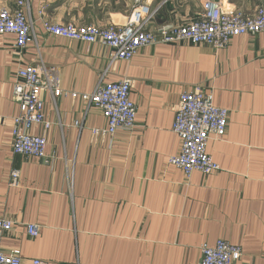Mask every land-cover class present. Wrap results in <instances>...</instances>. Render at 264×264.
Listing matches in <instances>:
<instances>
[{
	"label": "crops",
	"instance_id": "1",
	"mask_svg": "<svg viewBox=\"0 0 264 264\" xmlns=\"http://www.w3.org/2000/svg\"><path fill=\"white\" fill-rule=\"evenodd\" d=\"M16 1L0 0V8ZM146 1V28L154 30L196 19L205 0ZM212 1L248 15L264 6V0ZM132 5L28 0L35 42L15 51L14 36L0 35V218L13 222L1 250H19L22 264H197L201 245L226 240L241 247L234 264H264V33L232 37L225 48L156 44L109 64L106 46L43 29L45 20L121 26ZM39 60L59 68L68 92L90 93L99 83L129 78L134 128L94 137L91 129L107 127L98 108L69 95L58 97L55 108L44 93L53 125L33 132L46 137L49 162L13 153L16 71ZM195 86L212 92L228 122L225 135L206 146L220 169L186 177L168 159L181 145L172 131L178 95ZM11 171L18 172L17 186L10 184ZM26 224L38 226L37 237L27 235Z\"/></svg>",
	"mask_w": 264,
	"mask_h": 264
},
{
	"label": "built area",
	"instance_id": "2",
	"mask_svg": "<svg viewBox=\"0 0 264 264\" xmlns=\"http://www.w3.org/2000/svg\"><path fill=\"white\" fill-rule=\"evenodd\" d=\"M202 4L203 11L198 17L181 26L162 24L149 30L146 28L150 18L149 3L133 0L132 9L121 26L114 23L108 26L75 25L45 20L43 29L52 36L106 46L110 49L109 64L117 60L129 61L140 48L146 46L188 41L225 48L232 37L264 33V6L257 7L248 15L229 9L220 1L205 0ZM27 11L28 0H17L12 8H0V35L14 36L15 51H21L28 43L35 42L36 35ZM131 87L132 81L124 77L113 83H99L90 93L78 94L61 87L60 71L56 66H48L39 60L18 67L12 92L19 107V112L11 119L13 153L49 162L46 137L33 132L36 127L48 130L53 125L45 117L44 93H48L55 108L58 97L62 95H69L74 100L80 98L98 108L107 121V127L91 129L94 137L111 136L118 129L132 130L136 106L130 99ZM227 122L228 110L213 103L212 92L206 93L195 86L180 93L172 131L179 137L181 145L179 152L169 157L168 163L180 169L186 177L194 171L204 175L217 172L220 167L207 153L206 146L210 139L220 140L225 135ZM73 125L79 126V121H74ZM10 184L18 185L17 171H11ZM12 228V220L0 218V264H22L19 250L8 253L1 250V239ZM25 231L31 238L39 234V228L34 224H26ZM199 250L197 264H234L242 255L239 245L226 240H218L213 246L203 244ZM30 264L45 263L32 259Z\"/></svg>",
	"mask_w": 264,
	"mask_h": 264
}]
</instances>
